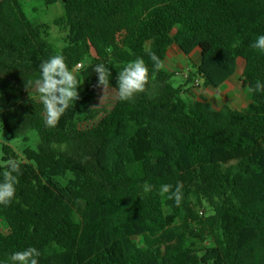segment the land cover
I'll list each match as a JSON object with an SVG mask.
<instances>
[{"label": "trees", "instance_id": "1", "mask_svg": "<svg viewBox=\"0 0 264 264\" xmlns=\"http://www.w3.org/2000/svg\"><path fill=\"white\" fill-rule=\"evenodd\" d=\"M25 1L0 0L7 99L0 124L14 139L37 132L40 145L26 148L23 159L3 147V161L17 158L23 174L11 204L0 205V264L28 247L40 251L39 264H264V91L251 92L245 111L186 95L195 79L219 89L239 60L249 87L264 84V53L251 47L264 35V0H39L63 3L61 50L48 41L47 25L28 18ZM173 45L187 57L200 54L178 87L163 68L153 75L148 55L164 64ZM53 55L64 56L72 72L82 64L78 93L84 85L90 96L48 127L40 100L25 95ZM137 57L149 69L146 91L117 97L108 110L90 108L102 89L94 65L109 69L114 90L118 72ZM80 113L92 122L86 128ZM69 173L66 184L58 181ZM178 182L180 206L159 193ZM248 229L255 235L242 243Z\"/></svg>", "mask_w": 264, "mask_h": 264}, {"label": "clouds", "instance_id": "2", "mask_svg": "<svg viewBox=\"0 0 264 264\" xmlns=\"http://www.w3.org/2000/svg\"><path fill=\"white\" fill-rule=\"evenodd\" d=\"M251 47L264 53V35L258 36L251 44ZM111 52V48L107 49ZM153 62L154 72H158L164 67L163 61L154 53H148ZM41 74L35 80L34 86L39 94V100L44 107L45 124L48 127H56L64 113L79 100L78 88L81 85L79 80L69 69L65 57L53 55L43 61L40 65ZM93 71L97 75L95 87L103 89L101 101L106 93L112 91L110 88V71L103 63L94 65ZM149 83V69L142 57L128 62L117 76V87L114 89L115 95L121 101H129L138 93L146 91ZM249 92L255 93L264 91V84L257 83L254 87H249ZM2 180H0V205L9 206L16 195V184L21 176V162L15 157H9L4 161ZM152 185L145 183L143 190L151 192ZM183 185L178 182L173 190L171 184H162L159 189L161 195L168 194V199L174 200L176 206H180L184 199ZM40 251L35 247H28L21 251H16L10 256L11 264H39Z\"/></svg>", "mask_w": 264, "mask_h": 264}, {"label": "rangeland", "instance_id": "3", "mask_svg": "<svg viewBox=\"0 0 264 264\" xmlns=\"http://www.w3.org/2000/svg\"><path fill=\"white\" fill-rule=\"evenodd\" d=\"M23 8L28 18L34 24H45L48 26L49 28L48 29V41L50 43H52L59 50L63 49V47L66 46L65 39H66L68 32L63 28L56 26V21H58L59 19L65 16V10L63 7V3L61 1L56 3L55 5L46 6L42 1L28 0L23 3ZM242 63H243L242 60L238 61L237 77H235L230 87L229 86H227L226 88L224 87V90L228 89L227 93L229 97H231V95H233L234 93H237V95H239L242 99L240 101L243 102L245 100L244 102H246L247 100L248 101L251 100V92L248 91L249 80L244 74V68H243ZM188 65L189 66L191 65L190 61H188ZM73 74L77 76L79 72L75 71L73 72ZM175 75L176 76L172 77V83L174 86L178 87L181 84H183V81L180 75H177L176 73ZM198 89H205V87L201 85ZM87 95L90 96L87 93L86 87L83 85L82 90L79 92V97L80 99H83ZM102 96H103V89L96 91L95 94L93 95L92 100L89 102V107L98 109V110H108L112 107V105L114 104L117 98L114 90L106 93L105 98L101 101ZM25 98L26 99H31V98L39 99V94L37 93L34 85H32L31 87H27ZM217 98L218 100H220L219 97ZM232 101L235 104L239 102L236 99V97H232ZM216 102L218 103L216 104L217 106L221 105V104L219 105L220 101L218 102L216 100ZM0 105L7 106V99L1 91H0ZM85 116H86L85 113H80L78 115V121H79V125L81 128H86L92 123V122L86 121V119H84ZM101 116L102 114L98 116V119ZM5 145H8L12 149H14V151L18 154L20 159H23V152L26 148L38 150L39 145H40V137L37 132H28L24 136L14 139L10 136V134L6 131V129L0 124V165L4 164L3 147ZM72 177H73L72 174L69 173L67 174L65 178H58V181H60L62 184H66L67 181L71 179ZM202 210L204 211L205 214L210 213L207 206H205V208ZM0 228H4L3 223H0ZM205 234L206 235L210 234L207 229H205ZM254 235H255V232L253 230L248 229V230L242 231L241 242L245 243L249 239L253 238Z\"/></svg>", "mask_w": 264, "mask_h": 264}, {"label": "crops", "instance_id": "4", "mask_svg": "<svg viewBox=\"0 0 264 264\" xmlns=\"http://www.w3.org/2000/svg\"><path fill=\"white\" fill-rule=\"evenodd\" d=\"M199 60H200L199 51H197V52L193 53L191 56L187 57V56L184 55V53L181 51V49L177 45H173L168 50V55H167V58H166V60L164 62L163 69L167 73H173V74L176 73L177 74V73H180L183 70H186L187 68L192 70L193 66H195V65H197L199 63ZM188 61L191 62L190 66L188 65ZM242 65H243V68H244V66H245V62L244 61H243ZM175 70H176V72H175ZM235 77H237V72L230 80H228L219 89L205 88V89L194 90L195 91L194 92V91L190 90V88L188 86L187 90L189 92L186 95L189 96L192 99H197V100H200L201 98H203V99L207 100V102L210 105H212L217 110H221L224 106H230L233 109H236V110H239V111H245L247 109L248 105L251 103V100L250 101L247 100L246 102H244L245 101L244 100L243 102H241L240 100H242V99H241V97L239 95H237V93L233 92L234 94L231 95V97H229L228 93H227L228 89L224 90V87L225 88L227 86L230 87V85L233 82V80L235 79ZM182 81L184 83L183 79H182ZM201 84H202V82H201ZM217 97H219L220 100H218ZM232 97H236V99L239 102L237 104H235L232 101ZM216 100L218 102L220 101V103H219V105L221 104L220 106L216 105V104H218L216 102Z\"/></svg>", "mask_w": 264, "mask_h": 264}, {"label": "built area", "instance_id": "5", "mask_svg": "<svg viewBox=\"0 0 264 264\" xmlns=\"http://www.w3.org/2000/svg\"><path fill=\"white\" fill-rule=\"evenodd\" d=\"M82 68V64H78L77 67V71L80 70ZM191 70L189 68H187L186 70L181 71L180 73H177V75H180L181 78L184 81H187L189 78V74H190ZM201 86V80L200 79H195L190 85L189 88L190 90L194 91L196 89H198Z\"/></svg>", "mask_w": 264, "mask_h": 264}]
</instances>
